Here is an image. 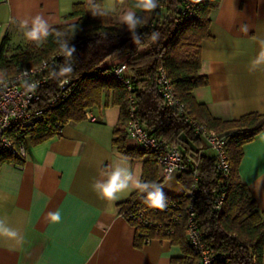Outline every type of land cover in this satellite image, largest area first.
<instances>
[{
    "label": "trees",
    "instance_id": "1",
    "mask_svg": "<svg viewBox=\"0 0 264 264\" xmlns=\"http://www.w3.org/2000/svg\"><path fill=\"white\" fill-rule=\"evenodd\" d=\"M220 1L200 0L189 15L184 13L183 0H159V6L150 13L137 9V0H116L117 10L125 4L144 19L145 23L136 29L140 44L133 42V34L117 19L116 12L103 9L101 0L74 4L64 15L66 22L51 26V34L46 39L28 40L26 46L15 53H11L12 38L5 35L0 42V75L3 77L13 75L21 67H35L55 58L42 71L47 76V83L41 89L38 103L43 109L41 117L33 126L18 128L12 134L16 146L23 142L27 149L28 141L34 145L59 135L66 123L86 119V113L93 108L116 105L120 116L113 130V146L125 156L141 158L147 155L142 163L140 181L160 185L164 177L157 158L142 146H132L128 142L125 124L129 91L123 80L113 74L119 65H126L123 77L128 78L133 87L131 94L137 117L153 136L182 152L185 169L178 181L184 191L176 196L163 192L166 199H175L180 204L181 213L173 233L160 235L148 225L135 228L137 247L147 243V238L149 241L168 239L179 245L183 255L172 258L173 264H200L199 256L184 232L189 207H192L197 228L212 255L210 264H264V211L256 207L239 174L243 146L264 127V113L250 112L235 119L216 118L193 95L195 88L208 83L207 75L200 72L201 43L211 37L210 15ZM56 31L61 32L62 37L57 38ZM153 32L159 33L156 42L150 39ZM58 39L75 45L77 51L71 60L61 54ZM66 63L73 67L70 75H50L52 71L58 73ZM159 67L170 78L176 98L187 114L207 128L227 134L230 172L226 180L217 173L214 156L202 151V141L184 115L169 106L159 93L155 85ZM65 79L68 83L61 89L59 83ZM24 162V158L0 149V166L4 163L23 165ZM223 186V203L215 209V199ZM190 190L192 196L188 194ZM146 195L135 189L118 204L119 213L128 212L138 204L147 205L144 203ZM149 216L161 222L169 217L160 209Z\"/></svg>",
    "mask_w": 264,
    "mask_h": 264
},
{
    "label": "crops",
    "instance_id": "2",
    "mask_svg": "<svg viewBox=\"0 0 264 264\" xmlns=\"http://www.w3.org/2000/svg\"><path fill=\"white\" fill-rule=\"evenodd\" d=\"M92 1L0 0V42L5 35L17 38V31L26 29L23 21L30 28L39 16L50 28L66 22L74 4ZM101 2L117 16L129 12L125 4L117 10L116 0ZM210 17L211 37L201 43L200 68L208 83L193 95L216 118L264 113V63L254 65L264 50V0H221ZM89 113L93 120L66 123L59 135L34 145L28 141L23 165L0 166V221L18 233L0 235V264H173L172 258L183 255L168 239L135 245V228L118 206L135 189L115 201L94 189L116 167L140 180L147 155L125 156L113 146L118 106ZM239 174L264 211V127L244 144ZM179 175L174 170L164 177L163 192L183 193ZM57 212L60 220L53 222L51 214Z\"/></svg>",
    "mask_w": 264,
    "mask_h": 264
},
{
    "label": "built area",
    "instance_id": "3",
    "mask_svg": "<svg viewBox=\"0 0 264 264\" xmlns=\"http://www.w3.org/2000/svg\"><path fill=\"white\" fill-rule=\"evenodd\" d=\"M199 1L183 0L184 13L187 12L190 15L192 8ZM54 59V57H51L35 67H21L11 76L3 77L0 75V149L9 150L17 157L26 158L27 149L25 144L21 142L19 146H16L12 134H15L18 128L33 126L40 119L43 109L38 103L41 101V89L47 83V76L42 71ZM125 71L126 65L121 64L113 70V74L123 80L129 91L128 119L125 124L128 137L157 158L163 177L169 176L174 170L181 173L185 169L181 150L153 136L150 130L137 117L135 99L131 94L133 87L129 79L123 77ZM61 82L59 86L61 89H64L68 82ZM32 83H36L37 87L33 92H30L27 89V85ZM155 85L165 102L184 115L185 120L194 129L195 134L205 144H203L202 151L210 152L214 156L216 171L223 180H226L230 172L226 151L227 134L211 130L205 124L187 114L184 105L176 98L171 80L162 67H159L156 72ZM54 100L55 98L51 99L52 102ZM86 118L94 119L89 112L86 113ZM188 194L192 196V190ZM224 196L225 186L221 188L215 199V209L221 207ZM179 208V201L166 199V207L162 211L169 217L168 220L166 219L163 222L152 219L149 216L150 213L153 211L157 212L159 209L151 208L148 205L138 204L121 215L136 229H140L143 225H148L153 226L160 235H169L173 233L174 225L179 221L181 213ZM188 211L189 214L184 231L185 236L195 253L199 256L200 264H210L213 258L209 247L203 239L202 232L197 228L192 207H189ZM140 233L142 234L141 231ZM146 242H149V238L146 239Z\"/></svg>",
    "mask_w": 264,
    "mask_h": 264
},
{
    "label": "clouds",
    "instance_id": "4",
    "mask_svg": "<svg viewBox=\"0 0 264 264\" xmlns=\"http://www.w3.org/2000/svg\"><path fill=\"white\" fill-rule=\"evenodd\" d=\"M159 6V0H137L135 7L142 10L143 12H152ZM123 24L127 25L128 30L133 34V42L140 44L141 38L136 29L145 23L144 19L137 16L135 12L129 11L125 13L122 17ZM22 28H26L25 37L28 40L39 41L41 38H47L50 35L49 25L41 17H35L31 22V27H28V22L23 21L21 23ZM62 33L59 31L55 32L57 38L62 37ZM159 38L158 32H153L150 36L152 42H156ZM60 46L61 54L66 57V60H71V58L76 53L77 49L74 44L70 45L66 40H57ZM264 44V42H262ZM264 63V50L259 53L258 58L254 61V65H260ZM73 72V67L71 63H66L59 68V72L52 71L50 75L67 77ZM27 75V73H25ZM61 83H67V80H63ZM37 87L36 83L28 84L27 89L33 92ZM94 189L97 190L100 196L104 199L115 201L126 195L127 192L136 189L141 193H146V198L144 203H146L151 208L164 209L166 207V197L163 193V189L160 185L153 182H141L139 178H134L133 173L122 167H116L112 170L107 179L103 182H96L93 185ZM51 219L53 222H59V213L51 214ZM0 235L7 236L9 238H16L18 233L0 221Z\"/></svg>",
    "mask_w": 264,
    "mask_h": 264
},
{
    "label": "rangeland",
    "instance_id": "5",
    "mask_svg": "<svg viewBox=\"0 0 264 264\" xmlns=\"http://www.w3.org/2000/svg\"><path fill=\"white\" fill-rule=\"evenodd\" d=\"M129 11H132L129 9ZM122 16L118 15L117 16V19L122 21ZM17 38H12L11 39V45H10V48H11V53H15L18 51L19 48H23L26 46L27 42H28V39L25 37V31L23 30H18L17 31ZM128 142L130 145H133V146H139V144H137L134 140H131V139H128Z\"/></svg>",
    "mask_w": 264,
    "mask_h": 264
}]
</instances>
